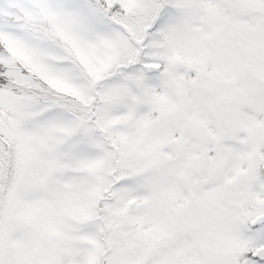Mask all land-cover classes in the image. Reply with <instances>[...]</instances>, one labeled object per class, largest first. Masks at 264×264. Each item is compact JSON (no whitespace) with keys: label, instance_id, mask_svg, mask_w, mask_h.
Segmentation results:
<instances>
[{"label":"snow or ice","instance_id":"obj_1","mask_svg":"<svg viewBox=\"0 0 264 264\" xmlns=\"http://www.w3.org/2000/svg\"><path fill=\"white\" fill-rule=\"evenodd\" d=\"M0 264H264V0H0Z\"/></svg>","mask_w":264,"mask_h":264}]
</instances>
